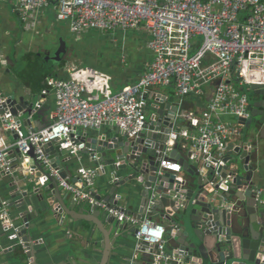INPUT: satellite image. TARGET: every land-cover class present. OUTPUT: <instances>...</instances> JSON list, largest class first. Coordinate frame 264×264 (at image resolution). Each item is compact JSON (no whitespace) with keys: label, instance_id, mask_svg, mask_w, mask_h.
<instances>
[{"label":"water","instance_id":"1","mask_svg":"<svg viewBox=\"0 0 264 264\" xmlns=\"http://www.w3.org/2000/svg\"><path fill=\"white\" fill-rule=\"evenodd\" d=\"M68 54L67 42L61 38L54 58L60 61ZM245 88L257 96L251 102V117L240 120V142L228 144L219 168L210 166L202 173L200 165L190 160L191 153L178 147L166 157L182 165V181L177 173L160 166L179 109V99L170 100L164 94L159 95L160 106L139 135L129 136L119 126L106 123L104 130L94 134L77 131L76 154L62 149L61 140L43 146L58 176L77 186V165L82 160L101 167L99 174L107 188L105 195L92 188L96 199L124 210L137 221L150 209L152 219L168 224L166 247L181 262L156 261L154 247L146 243L136 251L138 224L121 222L98 207L88 209L82 204L79 208L63 193L58 177L40 165L31 147L29 157L19 148L15 154L23 168L34 172L33 178L21 175L25 190H16L10 199L0 198V264H111L113 255L130 264L135 254L140 264H264L260 194L264 181V88L257 84ZM38 100L35 94L8 98L9 110L22 129L41 130L50 123L37 106ZM35 114L40 116L38 123ZM48 230L66 234L62 258L52 256L48 238L57 242L58 232L48 234Z\"/></svg>","mask_w":264,"mask_h":264},{"label":"built area","instance_id":"2","mask_svg":"<svg viewBox=\"0 0 264 264\" xmlns=\"http://www.w3.org/2000/svg\"><path fill=\"white\" fill-rule=\"evenodd\" d=\"M48 1L18 0V10L27 16ZM54 1L57 20L68 23L76 35L90 31L128 33L144 27L153 59L138 81L117 92L111 90L109 77L89 70L74 71L68 79L47 76L44 93H54L55 110L51 122L41 130L25 132L9 110V97L0 90V109H3L0 176L15 167L16 148L24 157H29L34 147L40 165L58 177L60 187L75 202L98 207L121 222L138 224L136 251L146 243L154 247L156 261L181 262L179 256L166 251L167 227L150 217V209L137 221L124 210L96 199L92 188L101 167L81 165L77 170L80 178L77 186L58 176L43 146L61 140L62 149L76 154L77 131L100 130L106 123L119 126L129 136L139 135L146 128L148 117L160 106L161 93L155 94L154 90L173 86L179 109L176 126L165 142L161 168L177 174L182 172L181 164L166 158L175 147L190 152V160L204 169L219 168L228 144L241 137L240 120L251 117L245 85L257 84L264 88V0ZM197 37L202 40L197 41ZM211 85L213 94L202 112L184 107L186 97L204 96ZM150 95L155 97L153 108L148 109ZM223 116L231 117L232 121L224 120ZM11 135L17 139L11 141ZM38 181L41 186L46 185L42 178Z\"/></svg>","mask_w":264,"mask_h":264},{"label":"crops","instance_id":"3","mask_svg":"<svg viewBox=\"0 0 264 264\" xmlns=\"http://www.w3.org/2000/svg\"><path fill=\"white\" fill-rule=\"evenodd\" d=\"M49 14L54 15V19H51ZM61 38L67 42L69 54L66 59L58 61L54 58V52L57 50ZM148 39L149 35L144 27L128 33L90 31L76 35L71 32L68 23L57 20L54 0H49L43 8L29 12L27 16H23L18 10V0H0V90L7 97L19 98L22 94L37 95L41 100L36 101V104L40 110L45 112L46 119L51 122L55 110V96L52 91L44 93L47 76L53 75L68 79L74 71L89 70L99 76L109 77L111 90L117 92L138 81L146 65L153 59L152 52L147 48ZM154 93L164 94L170 100L177 99L173 86L157 88ZM212 94L213 85L207 89L204 96L190 95L186 97L183 105L189 110L200 113L206 108ZM154 97V95L149 96L148 109L153 108ZM33 118L37 123L40 121L38 114H35ZM222 118L232 121L229 116ZM106 127L105 124L100 130H88V132L94 134ZM33 129L34 127L24 128V131L28 132ZM9 138L12 141L14 135ZM238 140L236 141L240 142V138ZM13 158L17 168L0 176L1 200L10 199L18 189L25 190L22 188L23 182L19 180L21 175L28 176L29 180L33 178L28 167H22L23 161L16 154H13ZM80 165L95 167L85 160L77 165V169ZM200 169L202 173L207 172V169L202 168V165H200ZM178 176L180 181L183 180L182 177H185L183 171ZM261 186V205L264 206V181ZM95 188L105 195L107 184L102 174L97 177ZM62 191L67 194L64 189ZM68 196L72 202L75 201L70 194ZM76 203L80 208L82 204ZM87 208L91 209L89 206ZM153 220L168 227V224L159 218L154 217ZM51 232H58L57 242L52 237L48 238L52 256L62 258L66 234L54 230H48L46 233ZM90 249L91 247L86 252H91ZM166 251L173 254L172 250L168 248ZM134 256L136 257V255ZM134 256L130 264L137 263ZM111 264H128V262L113 255Z\"/></svg>","mask_w":264,"mask_h":264},{"label":"rangeland","instance_id":"4","mask_svg":"<svg viewBox=\"0 0 264 264\" xmlns=\"http://www.w3.org/2000/svg\"><path fill=\"white\" fill-rule=\"evenodd\" d=\"M50 15V17H51V19H54V15H51V14H49ZM95 32V31H94ZM197 39V41H201L202 40V37H197L196 38ZM55 53V52H54ZM101 57V56H100ZM244 90H245V92L248 94V96H249V99H250V103L251 102H253V99H255L257 96L254 94V91H252V90H250V89H248V88H245L244 87Z\"/></svg>","mask_w":264,"mask_h":264}]
</instances>
